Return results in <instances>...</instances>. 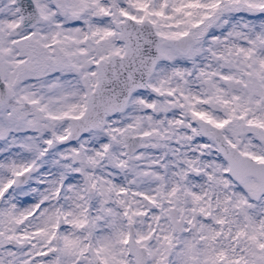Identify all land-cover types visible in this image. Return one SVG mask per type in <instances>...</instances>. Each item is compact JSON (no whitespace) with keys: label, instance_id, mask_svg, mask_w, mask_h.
Listing matches in <instances>:
<instances>
[{"label":"snow or ice","instance_id":"1","mask_svg":"<svg viewBox=\"0 0 264 264\" xmlns=\"http://www.w3.org/2000/svg\"><path fill=\"white\" fill-rule=\"evenodd\" d=\"M0 264H264V0H0Z\"/></svg>","mask_w":264,"mask_h":264}]
</instances>
